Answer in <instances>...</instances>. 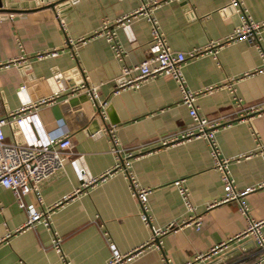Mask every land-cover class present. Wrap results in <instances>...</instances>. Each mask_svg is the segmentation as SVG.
Listing matches in <instances>:
<instances>
[{
    "label": "crops",
    "instance_id": "obj_1",
    "mask_svg": "<svg viewBox=\"0 0 264 264\" xmlns=\"http://www.w3.org/2000/svg\"><path fill=\"white\" fill-rule=\"evenodd\" d=\"M1 1L0 63L8 64L0 67V117H8L30 99L38 104L36 112L46 132L60 126L69 131L72 150L83 155L79 163L89 174H107L84 186L69 159L41 182V200L34 191L26 194L27 203L50 208V227L42 222L24 227L27 209L18 204L12 189L0 184V264H64L53 245L55 231L62 236L63 250L73 264H105L112 256V242L123 253L137 251L123 264H264L256 263L258 246L251 236L212 251L214 245L243 231L248 218L240 210V199L221 201L224 182L214 167L207 139L161 143V137L181 131L192 121L174 77L160 74L138 88L114 92L123 78V62L105 37L93 33L104 19L114 22L154 0ZM242 2L253 19H264V0ZM154 13L170 46L186 52L223 38L241 22V13L230 0H161ZM84 36L90 38L73 53L68 39ZM262 36L264 43V31ZM118 37L127 49L125 62L137 63L149 55L151 23L146 15L133 16L130 29L119 26ZM52 50L58 53L36 56L39 51ZM261 64L256 45L239 39L225 43L218 60L203 54L189 58L184 65L187 86L205 91L197 99L200 113L225 124L216 133L222 153L249 154L233 161L230 168L239 190L253 187L241 199L255 219L264 217V155L260 152L264 112L238 119L232 92L222 83ZM83 83L86 88L72 93ZM98 84L94 97L89 85ZM60 86L67 88L56 99L40 103ZM211 87L214 89L206 90ZM237 90L246 105L264 101V72L240 78ZM114 117L117 122H112ZM108 127H114L125 148L123 154H138L131 169L140 184L151 189V224L165 226L187 217L188 209L174 184L184 177L195 212L203 220L201 229L184 224L163 234L160 245L148 242L151 224L140 215V202L129 178L115 169L117 157L110 134L92 135ZM4 131L8 140L18 142L34 133L30 125L23 131L11 117Z\"/></svg>",
    "mask_w": 264,
    "mask_h": 264
},
{
    "label": "built area",
    "instance_id": "obj_2",
    "mask_svg": "<svg viewBox=\"0 0 264 264\" xmlns=\"http://www.w3.org/2000/svg\"><path fill=\"white\" fill-rule=\"evenodd\" d=\"M37 1L42 3L45 0ZM159 3H161V0H154L151 4H146L145 2L135 12L124 14L116 18L114 22H111L109 19H104L93 33V36L99 35L105 37L110 43L115 56L123 62V78L117 83L114 92L117 93L127 88H138L149 77H154L160 74H168L174 77L181 90V101L188 106L192 121L181 131L161 137V143L166 145L191 138L207 139L214 158V167L221 172V177L224 182L225 194L221 201L240 199V210L247 215L248 218L247 226L243 231L238 233L235 237H231L228 240L214 245L212 251H219L227 248L234 239L251 236L258 246L256 263L264 261V217L261 219H255L250 215V209L245 201L241 199V196L253 187L239 190L230 168L233 161H238L249 154L242 153L239 155L226 156L222 153L216 133L218 129L225 124L219 119H212L200 113L197 99L199 95L205 91L203 89L195 90L189 88L184 73V65L189 58L203 54H210L218 60L219 52L225 43L239 39H247L259 49L262 57V64L245 71L240 77H231V79L222 83V85L227 86L232 92L237 107L234 114L238 119H243L247 116L264 112V101L246 105L237 90V82L240 78L264 72V43L262 42L264 19H253L242 0H230V3L241 13V22L223 38L211 40L205 46L194 47L186 52L173 49L168 43L166 34L161 28L160 21L154 13V9ZM140 13L146 15L151 23L149 55L140 62L129 64L125 62L127 49L119 40L118 27L124 26L130 29L131 18ZM9 15L14 17V13H10ZM57 15L60 17V13H57ZM89 38L90 36L80 37L76 40L68 39L67 45H72V51L75 53V49L80 44L85 43ZM131 39L135 40L134 35L131 36ZM57 53V50L47 52L39 51L36 56L45 57L46 55H56ZM7 64L8 63H0V67ZM86 87V83H83L76 86L72 93ZM66 88L67 86L56 88L51 95L41 99L40 103L56 99L61 94V91ZM89 89L92 91L93 96L96 97L100 89V84L89 85ZM212 89H214V87L206 90L209 91ZM65 99L67 100L68 97ZM105 104L106 101L103 102V105ZM37 106V103H33L30 99H26L22 106L19 109L12 111L8 117H0V184L12 189L18 204L27 209L28 218L24 227L34 226L39 222H42L49 227L51 226L50 208L38 209L34 204L27 203L24 197L26 194L34 191L39 200H41V182L57 170L63 168L69 159H72L75 163L84 186L97 183L99 180L105 178L107 174L105 173L99 176L89 174L86 168L79 163V159L83 157V155H75L72 150L73 139L69 131L63 126H60L53 131L46 132L38 118L36 112ZM10 117L12 118V121L17 122L21 126L23 131L27 130L30 125V127L34 129L33 135H27L24 141L18 142L8 140L4 131V125L10 121ZM106 133L111 136L112 150L117 157L115 169H121L129 178L133 194L140 202V215L146 223L151 224V215L149 213L148 204L151 189L141 185L131 169L133 157L138 154L133 153V151H126V153L123 154L125 148L121 146L114 127H108L106 130H96L92 135L94 137H99ZM260 152L264 155L263 144H261ZM73 155L75 156L73 157ZM174 184L182 196L189 214L181 221H173L165 226H154L151 224L152 235L148 242L155 243L157 246L161 243L162 235L168 231L177 230L184 224H193L196 229H201L203 224L201 215L195 212L196 207L191 200L186 178H178L174 181ZM62 240V236L55 231L53 238L55 249L60 253L64 264H73L72 260L68 258L63 250ZM111 248L112 256L105 264H123L127 259L133 257L135 253H137V251L123 253L113 242L111 243ZM200 256L203 255H199V257Z\"/></svg>",
    "mask_w": 264,
    "mask_h": 264
},
{
    "label": "water",
    "instance_id": "obj_3",
    "mask_svg": "<svg viewBox=\"0 0 264 264\" xmlns=\"http://www.w3.org/2000/svg\"><path fill=\"white\" fill-rule=\"evenodd\" d=\"M55 3H51L50 5H54ZM2 1L0 0V10L2 9ZM98 113L103 117V111H102V106L98 105L97 106ZM112 122H117V119L114 117L112 118Z\"/></svg>",
    "mask_w": 264,
    "mask_h": 264
}]
</instances>
